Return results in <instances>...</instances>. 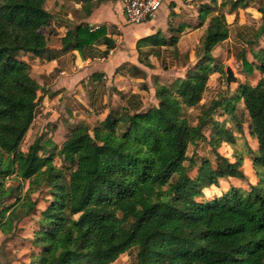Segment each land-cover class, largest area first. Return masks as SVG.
<instances>
[{
  "label": "trees",
  "instance_id": "16d2710c",
  "mask_svg": "<svg viewBox=\"0 0 264 264\" xmlns=\"http://www.w3.org/2000/svg\"><path fill=\"white\" fill-rule=\"evenodd\" d=\"M212 3L215 9L205 6L200 14L198 28L207 26L197 62L185 77L158 85L157 106L142 112L123 108L92 134L76 127L61 146L41 136L23 151L41 86L20 57L46 52L44 29L51 16L45 0H0V178L13 174L27 184L23 195L1 209L0 233L12 234L32 216L38 206L32 196L46 189L48 205L31 239L32 264H115L134 249L132 264H264V0ZM253 3L261 24L243 27L237 56L243 73L256 71L260 79L254 86L240 83L234 93H217L203 105L215 72L213 51L230 38L220 8L233 13ZM69 37L81 53H93L95 43L115 47L105 29L77 28ZM163 44L175 47L176 41ZM246 51L255 63L247 61ZM245 124L258 143L256 152L247 141L243 151L237 149V136L246 138ZM202 143L211 158H189L190 147ZM224 144L234 149L235 162L219 152ZM244 155L258 183L209 199L206 191L220 188L221 181L247 180ZM58 156L66 169L56 165Z\"/></svg>",
  "mask_w": 264,
  "mask_h": 264
},
{
  "label": "crops",
  "instance_id": "0c3cea01",
  "mask_svg": "<svg viewBox=\"0 0 264 264\" xmlns=\"http://www.w3.org/2000/svg\"><path fill=\"white\" fill-rule=\"evenodd\" d=\"M207 2L213 4L212 0H163L153 21L128 25L122 0H45V9L51 16L44 29L46 52L41 57L32 54L20 57L41 86L37 115L28 133L50 138L61 146L76 127L88 128L92 134L96 125L113 112L131 107L142 112L157 106L158 85L173 82L179 77L166 79V76L180 69L187 73L194 63L192 56L183 55L180 49L185 37L197 38L203 28H198L202 9L205 6L215 9L214 4L211 7ZM255 5L229 14L256 10L262 19ZM230 15L226 16L229 24ZM260 24L261 21L254 27ZM77 28L89 32L105 29L106 36L115 42L110 49L113 55L103 62L97 61L110 51L102 43L92 46L93 53H81L69 37ZM157 34L161 35V41H154ZM173 38L175 47L163 44ZM197 44L198 50L200 39ZM183 58L185 61L180 63L178 60ZM207 94L211 98L217 92H211L209 85Z\"/></svg>",
  "mask_w": 264,
  "mask_h": 264
},
{
  "label": "rangeland",
  "instance_id": "374dc122",
  "mask_svg": "<svg viewBox=\"0 0 264 264\" xmlns=\"http://www.w3.org/2000/svg\"><path fill=\"white\" fill-rule=\"evenodd\" d=\"M213 7V4L207 2L205 3ZM255 9L259 6L255 5ZM216 8V7H215ZM223 12L226 13V16H229V8L226 10L224 8H220ZM160 12V11H159ZM228 13V14H227ZM231 16V15H230ZM230 23V38L225 41L222 45L215 48L213 51V56L215 58V72L214 76L212 75L209 81L210 91L211 92H227V75L226 68L231 67L235 73L236 78L238 79L237 83H232L231 90L233 93L237 90L240 83L248 82L250 85H256L258 80L260 79V73L255 71L254 76L245 75L243 73V64L240 60H238L237 54L241 51L239 40V34L244 30L243 27H257L261 21V16L253 10H249V12L245 14H241L240 11L236 15L233 14L231 17H228ZM260 19V20H259ZM228 21V20H227ZM198 23V22H197ZM205 25L200 32L198 33L197 38L193 36L185 37L183 41V45L180 49L183 55L190 54L192 56L191 63L197 62V40L201 39V36L204 34L206 30ZM201 42V41H200ZM245 57L249 63H255L254 58L246 51ZM182 60V61H181ZM178 60L180 63L185 61V58ZM177 66L180 68L179 64ZM251 71V69H250ZM186 70H175L172 71L169 75L166 76V79H175L176 77L183 78L185 77ZM210 95L207 94L203 97V105H208L210 103ZM38 103V102H37ZM239 112L242 110V105L238 106ZM37 112V109H36ZM199 113V110H191L190 114ZM37 115V113H36ZM246 115H244L243 119L246 121ZM247 125H244L245 128V140L241 139L240 135H238L237 140V149L239 151H243L244 144L247 141L248 147L252 152H256L258 149V143L256 139L250 137L248 131L246 130ZM31 130V128H30ZM29 130V131H30ZM37 135L27 133L24 142L22 144V150L27 151L28 147L35 141ZM201 147H190L188 151V157H208L211 158V150L207 148V146L201 144ZM219 152L228 157L231 162H235L234 160V149H232L229 145L224 144ZM245 162L242 166V170L244 171L247 180H237V179H228L220 182V188L212 187L210 190L206 191V196L209 199L214 197H221L222 194L228 193L231 187L242 188L246 191L250 190V185H256L258 183V179L256 177V173L254 170L253 163L250 161L248 155H244ZM55 163L58 167L66 169L68 164L61 158L56 157ZM196 175V172H192L191 176ZM20 187L22 189L20 190ZM23 190V191H22ZM27 190V184H23L19 180L15 178V175H10L7 178H0V211L6 206H10L15 202V197L23 195V193ZM3 191H11L12 195L2 196ZM48 192L46 189H42L40 192L35 193L32 198L37 201V211L28 218H25L17 227L16 230L10 235H4L0 233V264H32L30 259L31 252L33 250L31 245V239L34 237V233L38 230V222L41 217L42 211L47 207ZM1 218V216H0ZM136 249L132 250L130 254H123L119 257L115 264H132L135 260Z\"/></svg>",
  "mask_w": 264,
  "mask_h": 264
},
{
  "label": "built area",
  "instance_id": "2783aa9c",
  "mask_svg": "<svg viewBox=\"0 0 264 264\" xmlns=\"http://www.w3.org/2000/svg\"><path fill=\"white\" fill-rule=\"evenodd\" d=\"M126 23L128 25H142L153 21L163 6V0H122ZM113 55L109 54L100 57L97 61H105Z\"/></svg>",
  "mask_w": 264,
  "mask_h": 264
},
{
  "label": "water",
  "instance_id": "95a60500",
  "mask_svg": "<svg viewBox=\"0 0 264 264\" xmlns=\"http://www.w3.org/2000/svg\"><path fill=\"white\" fill-rule=\"evenodd\" d=\"M226 75H227V92L231 90L232 83H237L238 79L235 76V73L231 67L226 68Z\"/></svg>",
  "mask_w": 264,
  "mask_h": 264
}]
</instances>
